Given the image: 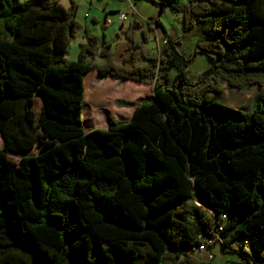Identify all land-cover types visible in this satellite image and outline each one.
Wrapping results in <instances>:
<instances>
[{
  "label": "trees",
  "instance_id": "obj_1",
  "mask_svg": "<svg viewBox=\"0 0 264 264\" xmlns=\"http://www.w3.org/2000/svg\"><path fill=\"white\" fill-rule=\"evenodd\" d=\"M146 1L182 13L185 34L210 24L190 56L168 36L159 55L142 51L141 66L129 26L122 65L93 33L70 61L73 3L0 0V264H202L195 248L215 226L223 248L248 241L255 253L232 251L264 263L252 246L264 244V106L245 112L209 97L264 85V0ZM199 53L211 65L191 81ZM91 70L154 84V97L87 131Z\"/></svg>",
  "mask_w": 264,
  "mask_h": 264
},
{
  "label": "rangeland",
  "instance_id": "obj_2",
  "mask_svg": "<svg viewBox=\"0 0 264 264\" xmlns=\"http://www.w3.org/2000/svg\"><path fill=\"white\" fill-rule=\"evenodd\" d=\"M24 1V0H21ZM92 1V4L90 3ZM189 0H181V3H186ZM63 3L67 5H71L72 3L74 4V8L76 11L75 13V19L79 24V27L76 30V33L74 37L72 38V41L68 47L67 50V59L70 61H75L78 59L79 52H80V44L86 40L85 35L86 34H95L99 37L100 39V44L104 41L103 35H102V30L106 31L108 34L109 38H116V32L120 29L121 23L125 22V24H130L132 21V17H128V19L125 21H122L120 19V14L119 12H122L126 15L127 17V8L125 3H123L120 0H63ZM114 7V9H111ZM147 12L149 11V8L146 9ZM130 13L132 12L131 9H129ZM160 12V8H159ZM88 14V16H87ZM94 17L97 18L96 21H94ZM111 19L112 23L105 25V18ZM160 19L163 23V25L166 27V29L171 33L172 37H181V42L178 45L179 51L186 57L190 56V54L195 50L197 41L200 38H204L210 29V24L209 23H198L194 29L188 34H185L184 31V22H183V15L182 13L175 11L171 7H166L162 12H160ZM108 21V20H107ZM149 26V25H148ZM148 26L145 28L148 30ZM134 27V26H133ZM134 29V28H133ZM135 30V39L139 40L142 45V51L145 49L154 51L155 55H159V50L157 47V42L156 40H149L150 37L153 38V36H150V32L148 30V39L144 40V36L142 32H139ZM122 34V39L118 40L116 38L115 41H117V46L115 45V52H116V60L114 59V62L117 65H122V61H120V56H119V48H120V43L122 41H126L128 43V39L126 37L125 32L118 33ZM102 39V40H101ZM106 39V38H105ZM162 40V44L164 45ZM108 42V40H107ZM163 47V46H162ZM199 55H203L200 57ZM140 56V53H139ZM89 62L91 63H102L105 59L100 56L92 57L89 56L88 58ZM211 61L210 58H208L204 54H197L196 58L193 60V62L190 64V66L187 67L186 73H189V76H193L196 72V69L204 70L206 65H208ZM211 65V64H210ZM206 70V69H205ZM179 70L176 68L171 69L168 75H166L162 80L166 86L172 87L174 84V79L176 75L178 74ZM92 74L91 75V80L92 81H97L94 82L93 85H98L101 87V82L104 81V83L107 84L110 80H112L110 77H103L97 73L96 70H91L87 74ZM202 73V72H201ZM200 73V74H201ZM98 74V77H95ZM195 76V75H194ZM199 77V76H198ZM198 78H196L194 81H196ZM125 79H122L124 81ZM105 85V84H104ZM123 83L119 87H123ZM84 87H85V79H84ZM106 87V85H105ZM91 93L92 91L88 89V92H84V100H83V109H82V119L84 121L85 129L89 130L91 128H97L98 126H105L107 119H109V114L101 107V105L96 104L92 105L90 103L91 101ZM209 97L213 98L217 101H220L224 104L230 105L232 107H235L237 109H241L245 112H251L255 107H258L259 105L264 106V85H247L243 88H235L231 87L228 85H225V89L222 93H214L210 92ZM90 99V100H89ZM93 106V108H92ZM117 107L120 108H126L127 106L123 102H117L116 103ZM95 109V110H94ZM98 110V111H97ZM111 111V108H109ZM116 117V116H115ZM117 119V117H116ZM115 119V120H116ZM3 145V139L0 134V147ZM10 157L16 161L19 160L20 155L16 154H10ZM207 214V216H214L213 211L205 206L204 204H201ZM221 218L226 219L225 215H221ZM240 247V244L236 243L234 248ZM222 249V251H221ZM226 249V248H225ZM228 250V249H227ZM213 253L215 255V259L212 261H209L204 255L201 253L194 251V254L197 256H200V263L202 264H217L218 262H223L224 259L229 260V264H238L242 262L243 258L241 255L238 253L230 250L226 251L223 249V246L221 245H216L213 247ZM166 263V262H165ZM164 261L162 264H165Z\"/></svg>",
  "mask_w": 264,
  "mask_h": 264
},
{
  "label": "crops",
  "instance_id": "obj_3",
  "mask_svg": "<svg viewBox=\"0 0 264 264\" xmlns=\"http://www.w3.org/2000/svg\"><path fill=\"white\" fill-rule=\"evenodd\" d=\"M66 8L69 7L70 5H67L65 3H63V0H59ZM123 3H125L126 8H127V19L128 17H132V21L130 22V24H125V22L121 23L120 29L116 32V38H118V40L122 39V34H118L123 33L126 31V29L130 26L134 29H136L139 32L143 33V29H146L145 27L150 25L151 28L148 29L150 32V36H153V38L150 37L149 40H156L157 42V47L158 50L160 52L163 44H162V40L163 39H167L168 36H171V33L166 29V27L163 25L161 19H160V12H162L160 10L159 12V7L156 6L155 4L148 2L146 0H138L136 2H134V0H120ZM92 4V1L90 2ZM147 8H149V11L147 12ZM111 9H114V7H112ZM129 9L132 10V12L130 13ZM74 11H76V9L74 8ZM88 16V14H87ZM107 17L105 18V25L107 26ZM126 19V20H127ZM97 18L94 17V21H96ZM111 20V19H110ZM155 20H160L163 27L161 26H157L154 24ZM125 21V20H124ZM134 26V27H133ZM147 30V29H146ZM147 30V32H148ZM102 35H103V39L106 38V41L108 40V43L111 44V49L114 55V59L116 60V52L114 51L115 49V45L117 46V41L116 38L112 37L109 38L108 34L106 31L102 30ZM122 35V36H121ZM102 40V39H101ZM85 41V40H84ZM138 42H140V39L137 40ZM120 48H119V56H120V61H122L123 64V52L125 51V49L128 46V43L125 41L121 40L120 43ZM147 52L154 54V51L145 49ZM140 53V56H139ZM200 57H202L203 55H199ZM136 57H137V61L138 64L141 66H147L149 64L148 60L143 56L142 53V49L140 48L139 50H137L136 53ZM104 62V61H103ZM210 63L208 65H206L205 69H207L210 64L211 61H209ZM99 63V62H96ZM118 63V62H116ZM204 69V70H205ZM204 70H200V69H196V73L193 76H189V73L187 74V77L191 80L194 81L196 78H198V76L200 75L201 72H203ZM188 71V70H187ZM98 77V74H96ZM87 74L84 75V79H85V91L87 92L88 89H90L92 91L91 93V98L93 99L94 97H96V104L101 105V107H103V109H105V111L102 112H106L107 114H109V119H107L108 121L110 119H117L119 121H126L128 119H130L134 108L140 104L142 101L145 100H151L154 97V84L149 85V84H145V83H139L136 82L134 80H124L122 81L121 78H117V79H112L109 82L104 83L101 82V87H99V83H97L98 85H93L94 82L97 81H92L91 80V76L86 80ZM124 84L123 87H119L121 84ZM106 87H105V85ZM84 91V92H85ZM90 100V99H89ZM117 102H123L127 107L126 108H120L116 106ZM91 103V101H90ZM93 105V103H92ZM109 108H111V111L109 110ZM98 111V110H97ZM116 116V117H115ZM108 121H106V125L105 126H98L97 128H106L108 125ZM92 129L95 128H91L87 131H90ZM240 242V241H239ZM252 246L255 245L257 247V251L260 252V254L262 256H264V244H260L259 242H252ZM226 251H230L227 250L225 248H223ZM222 251V249H221ZM249 251L254 252V249H249ZM202 255H204L206 258V254L201 253ZM194 257L200 262V256H196L194 254ZM217 264H229V260L228 259H224L223 262H218ZM238 264H247L246 261H244V259L242 260V262L238 263ZM259 264H264V263H259Z\"/></svg>",
  "mask_w": 264,
  "mask_h": 264
},
{
  "label": "built area",
  "instance_id": "obj_4",
  "mask_svg": "<svg viewBox=\"0 0 264 264\" xmlns=\"http://www.w3.org/2000/svg\"><path fill=\"white\" fill-rule=\"evenodd\" d=\"M119 14H120V19L122 21H124L127 18L124 13L119 12ZM107 20H108L107 21L108 24L112 23L110 19H107ZM165 42H166V39L163 41V43L165 44ZM222 230H223L222 226H219V227L215 226L212 232L210 233V235L203 234L201 236L199 245L195 248V251L206 254L207 259L209 261H212L213 259H215V255L213 253V247L216 245L223 246V238L221 235ZM234 247H235V243H231L228 247H226V249L236 250L237 252L241 254L243 252H248L249 243L248 241H244L241 247H238V248H234Z\"/></svg>",
  "mask_w": 264,
  "mask_h": 264
}]
</instances>
